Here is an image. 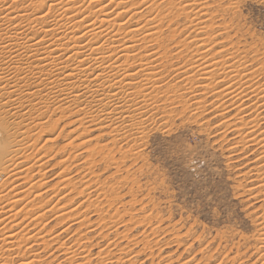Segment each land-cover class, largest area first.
<instances>
[{
	"label": "rangeland",
	"instance_id": "374dc122",
	"mask_svg": "<svg viewBox=\"0 0 264 264\" xmlns=\"http://www.w3.org/2000/svg\"><path fill=\"white\" fill-rule=\"evenodd\" d=\"M19 1L20 2L17 3L19 4L18 7L20 8L22 7L23 9H25V11L23 12L24 14L26 12V14L30 15L31 14L30 12H32L31 10H34L33 9L34 7L32 5L30 6V4H28L27 2L25 4L23 0H19ZM158 1L159 3H157ZM168 1H170V4L174 2L173 5L169 4L168 5L169 7L164 6L165 4L167 5L166 2ZM178 1L177 0L175 1L163 0V3H162L161 0H151V1L145 0V3L148 2L146 3L148 5L147 6L148 8L145 7L144 5H141L142 7L140 9H136V7L134 8L135 6L134 4H132L134 6H130L131 4L129 5V7H131L134 10L133 12L135 13L136 16H139V15L142 16V17L140 16V18L138 17L136 18V16H134L135 19L136 20L139 19L141 23L144 22V20L146 19L150 20L149 18H151V16H152L151 18L152 22H154V18L157 15V17L155 18V22L153 24H149L151 26H148V27L154 28L155 34H157L156 32L158 31L159 33L158 35H155L154 38H152V39H157V40L152 41L151 39L149 40L150 42L148 41L149 43L146 41V42H142L138 44V46L142 47L141 53L146 54V55H148L150 52L155 53V55L152 56V60H151L152 62H154L155 60V62L154 63L151 62L150 63L151 65L149 64V66L147 67L149 70L148 73L154 69L152 71L153 76L151 73H149L151 74L152 77L151 76L148 77V79L150 78L149 79L150 81L147 84V86H145L144 88H140L134 82V86L135 87L137 86L141 92L140 94L137 92L138 93L137 94L135 88L132 89L133 92L130 90L129 91L130 95H132L133 98L132 97L128 98L129 102L127 103V105L133 104V102H130V101H133L137 98L140 99L141 101L147 102L144 100L145 96L143 97L142 95L143 89H146L144 90V93L147 91V93L152 97V100H156V98L159 96H168L174 100H180L181 97H184V99L180 100V103L185 107V109H187L188 107H191L192 111L196 113H202L204 110L206 111L207 109H211V111L208 112V115H211L216 120H220L221 117L217 113H220V110H222V107L224 106L223 107L225 108L223 109L224 112L221 111L222 113L220 114H223L229 117L227 119V123L231 128V129L229 128V130H226V131H230L232 137L237 140V143L244 145L241 155L243 154V152H246L249 147H251L249 151H252V152L249 153L248 156L245 157L244 160H238L237 154H234V153L230 154L229 151H226L224 141L219 139V137L223 135V132L217 133L216 135H209L208 130L206 129V125L209 122L207 119H205L204 125H201L199 122L192 124L191 123L192 117L189 116V120L185 122V124L182 125V127L184 128L185 131L189 132L192 138V148L194 149V152L191 156L187 158L176 157L175 159L169 158L167 160H161L159 156L157 155V146H156V143H154V141L156 140L157 136H159L160 140H163L168 135V132L173 131L172 128H169L167 132L163 128H161L159 132H153L151 136L146 137L145 145L141 146L139 149L137 147V143L135 140L131 142V146L128 148V151H124V149L122 148H116L115 152L120 156V159L117 161V156L113 155V145L117 144L118 137L113 136L112 131H109V129L106 126H102V124L98 122H96L97 126L95 124H86L85 121H84V124L81 125V122L77 121L81 116L78 117V115H74L72 112V107L70 106V110H69L67 109L68 105L66 104H65L66 107L64 106L62 108V111L53 110V113L55 112L60 113V116H59L60 121H65V118H67V123H65L64 125L65 131L61 132L60 135L58 136L61 138H64L65 132L67 133L68 136H75L77 134L80 138H83L85 136L87 137V143L89 147L91 148L90 149L88 147L87 150L84 152L85 158L83 162H79L80 159H83V158L82 157L80 158L78 155H76V152L79 148H82L84 146L78 147L76 145L78 144L76 139H73L71 142L61 145L60 147L61 149L59 148L58 150H56L57 155H62L63 151L66 148L71 149V151H69L68 156L65 157V161H67L66 159H69L67 161L68 168L71 169L73 172H75V175H72L71 178L69 179L70 185L67 184L68 190L72 193H75L73 195L72 201H69V204L73 203L77 198L80 197L81 192L77 190V185L80 184L82 181H85L88 179L87 176H85V173H90L91 175L93 174L92 176L96 181V187L95 185H93V187H95V191H90L88 188H85L83 190L84 202L82 203L81 207H84L85 205H88V206H86L87 208H85L83 216L77 215L75 217V221L79 223L73 222L72 224L73 229H75L76 227L77 231L78 232L83 231L84 235L80 237V240L83 241L81 245H77L78 243L80 244L79 241L73 242V243L69 242L72 245V247H74L73 249L76 250L77 252L76 253L77 257L76 258L74 257L73 259L74 261H72L71 264H79V259L80 258L82 259L84 255L87 254L86 256L88 259V255H90L91 253L95 255L97 251V249H94V248H90V249L87 248L88 247L87 243L89 242L90 239H92L91 237L92 233L87 231L89 226H91L93 229L97 228L96 229L97 232H100L101 229L103 228V231L100 232V235L103 236L105 235V233H107L108 235H111L109 237L110 240L115 241L116 238H119L121 240L125 239L124 237L129 238L128 241H121L120 244L114 243V246L109 245V248L112 249L113 254L111 252L107 254L97 253L96 258L97 259L99 258L98 260L100 261V264H128L127 259L130 256H132V259L129 260L130 264H149L148 260L153 259V254H154L153 248L154 247L158 248L159 245L164 242V240L167 241L169 239V237L167 236L161 239L159 235L160 230L155 227V222L160 221L161 219L172 221L173 223L176 220L191 219L194 224L196 223L200 224L204 230H207L209 232L214 231L216 233L223 234L224 229L229 226L227 222V218L224 217L223 214H221V217H217V219L213 220L212 223H209V220L206 218V214H203V205L207 203L210 199L216 196H219L221 199H223L224 197H227L229 203H231L232 205V209L234 211L238 210L242 218L248 222L247 227L249 230H252L250 233H244V235L250 241L248 251L254 252L256 248L259 247L257 243H255L257 242L256 237H258L260 232L263 231L262 225L264 224H261L259 222L260 217L257 216L256 218H254L252 209L256 208L257 212H259V209H260L259 207H264V200H261L259 195H257L256 197L255 204H252L251 201L246 200L243 196H240L239 199H237V190H236L235 185L237 181L242 180L243 177L237 176L236 179H233L232 177L237 174V166H239V172H242V173L245 172L244 174L250 176L251 177L250 179H252L253 181H256V183H264V181H261L260 179L262 176H264V172L261 171V168L259 166V161L253 160L254 158L253 156H255V153L258 151L261 153L262 156H264L263 154L264 147H261V145H257L256 144L257 141H254L253 143L251 142L253 138H255V140H258V141L262 140L261 137L264 136V128H263L264 120L261 121V117L264 116V112L261 113L260 109L256 108L255 113L254 112L249 113V115H251V121L252 122L254 121L252 125H254V127L257 129L260 135L252 133V130L248 129L249 133H251L250 137L243 136L244 128L247 127L245 125H247V123L250 122L249 120L247 121L249 117L245 116L244 112L245 111L248 112V110L251 111L250 110L251 107L252 108L256 107V104L252 103V101H255L253 99L256 98V96L251 94L248 88H245L244 85H241L242 87H240L238 78L234 80V79H231L230 77L228 78L225 77V80H224V77H223L224 75H221L219 72H215L216 70L212 68L208 70L209 72L210 71L212 72L214 70L212 72L213 74H211L210 72L208 76L207 75L204 76L205 72H203L204 74L201 72H196L197 70L196 67L198 64L197 59H200V58H203L204 59L203 61L212 62L214 64L219 63L218 64L219 70L221 66L228 67L230 65H234L238 71L243 70L242 72L243 74H241V76L244 77V80L246 82L248 81L247 83H250L248 85H250L251 87L253 86L252 89L253 88L256 89L258 86L260 89L262 88L264 89V79H262V77H264V66H262V59L264 62V54H263L264 53V0H208V3L212 4L215 10L214 11L210 10L209 8L201 4L200 9L202 8L204 12H200L199 15L197 14L199 10V6L197 9H195V7H192V9L190 8L189 10H184V8L182 9L180 6H177V5H175L177 7L174 6V4H180V2ZM196 1L198 2L199 0H196ZM136 2H137L136 3L137 5L140 1L137 0ZM183 2L187 3V0ZM23 3L26 6H24ZM151 4L153 6H151ZM170 6L172 8L174 7L173 8L174 10H172ZM155 7L158 8L157 10H159V8L161 9V11L159 10V12H157L156 15H154L157 11ZM166 7H168V9L169 8L171 9L170 13L167 11L168 9ZM152 10H155V12ZM176 10H179V13H177ZM107 11H108L107 14H109L110 16H113L115 14L113 11H110V8ZM173 12H175V14L177 13V16L176 15L174 16ZM193 12L194 14H196L193 17H196V19H199L197 20V22H195V24L199 22L198 24H200V27H204V29L202 30L203 31L206 30V32H209V35H211L212 37L209 35L207 36L199 29L198 31L195 32L194 38H192L191 40L188 39V37L191 38V35H192L191 34L189 36L190 34L189 32H192L194 30V29L192 30L191 28L189 29V26L190 27L193 26L190 24L189 21L192 20L193 24H194L193 21H196V20H193V17H191L193 15ZM159 16H161V18ZM185 16H187V18ZM172 17L173 19H171ZM124 19H127V18H124ZM124 19H122L121 21H123ZM135 19L134 21L133 20L131 22L129 21V23L136 24ZM158 19L160 20L163 19V20L160 21ZM169 20L170 22H168ZM165 21L167 23H165ZM156 28L158 29V31H156ZM173 30H177V31H173ZM160 33H161V36L159 35ZM172 35H175V36H172ZM181 38L183 39L180 41ZM187 39H188V42H185L187 41ZM193 40L195 42H198V40L204 41L203 45L205 49L200 45V43H198L197 45L190 43V41H193ZM184 42L189 43L190 46L188 44H185ZM183 44H185V47L182 46ZM142 45H145V46H142ZM157 45H159V47H157ZM199 45L201 48L199 47ZM147 49L149 50L151 49L152 51L147 52ZM174 50L176 51V53L174 52ZM204 51L205 53L207 52L206 53L207 55L205 57H200L201 52L202 54L205 55ZM157 52L161 54L157 55ZM178 52L179 54L180 53L181 54L177 55ZM225 52H227V55H225ZM163 53H165V55ZM176 56L177 57L179 56V58H177ZM192 57L194 58L191 59ZM191 60L197 61V63ZM231 60H235V62L231 63ZM237 60H238V66L240 64H241L240 66L244 65L242 66V68L236 65ZM188 61H189V64H188ZM221 61L224 63H222ZM241 61H244V63H241ZM185 64H188L191 66H188ZM245 64L248 65V68L245 67ZM135 65H137V62L135 63ZM249 68H254L256 70L253 69L252 71H249L250 70ZM185 71H187L188 73ZM217 73L218 75L220 74L222 77L217 78ZM252 73L254 75H252ZM157 75H158V78H157ZM184 75L186 76V78ZM248 76H250L251 79H249ZM223 81L227 83L232 81L227 84L228 86L224 82L225 88H228L229 85H231V87L229 88L232 89L233 91L230 97H227L222 93L219 94V91H222L223 89H225ZM221 83H223L222 84L223 88H219V87H222L220 86ZM162 88L164 89L163 92L161 91ZM203 88H205V90ZM239 88H243L244 91H247L248 97H252V100L242 97L245 103L248 104L249 109H245L244 104L239 103L240 101L236 99L237 96L235 95L238 92L244 95V91L242 92L241 89ZM234 91L236 92L234 93ZM213 94H214V97H213ZM219 96H222L223 98ZM193 101H195V103H193ZM33 103L34 105L36 104V102H33ZM258 103H260L261 105H264V103L262 102H258ZM197 104L199 105L197 106ZM221 104L223 106H221ZM224 104L227 105V107H225ZM229 108H231V112H229ZM237 108H240L241 110H238ZM44 111H45V108L42 109L43 114H44ZM66 114H67V117H66ZM35 120L36 122H38L39 121L38 117H35ZM241 121L242 122L244 121V122L242 123ZM53 122L54 121L49 122L51 124L50 125L47 124L48 127L46 126L45 123H44L45 125L42 124L43 133H42V129L39 131V133L44 135V133H46L49 129L52 128V127L50 128V126H53V125L55 126L56 122L54 124ZM44 128L46 129L45 132H44ZM201 128L205 129L203 133H201L200 131ZM221 128L223 129V125H221ZM237 129H238V132H237ZM72 131L74 133H72ZM42 135L39 134L37 137L42 136ZM42 138H45V137H41L40 140H42ZM245 141H247V143H245ZM38 143H39V140L37 144ZM228 144L229 145L231 144V140L228 141ZM73 145H76V146H73ZM71 146L76 147V148H72ZM125 147H128V146H125ZM45 155L46 156L41 158L40 160L41 162H39V163L43 162L42 170L39 173L31 172L30 176H32L36 180H41V178L43 177L44 179L41 182H43L45 180V177H47L48 183L52 185L51 189L49 190L53 191V193L55 192L57 193L63 190L62 186L64 184L62 183L63 184L62 185L60 183L61 180H60L59 175L61 176V172L64 173L66 169L63 168L61 169L60 173H57L56 181L58 183L57 182L54 183L51 176L55 174V168L58 165H54L51 169H48L46 165L51 163V161L47 159V154ZM65 155H67V153ZM131 156H135L138 160H140V163H137V160L134 159L133 167L135 168V171H133L132 168L127 169L126 170L127 174L124 176V178L117 180L115 183H111L113 179V177L111 176L104 180H101L100 174H98L95 171V169L98 168L101 163L105 164L106 167H110L113 163H118V165H123L126 162V160L130 158ZM85 165L88 167V169ZM245 169H247V171H245ZM51 171L53 172L49 173ZM120 171L121 169L118 166L117 172H120ZM77 176H79V179H77ZM73 181L75 183H73ZM87 181H88L87 183H90L92 180H87ZM92 183L93 181L89 185H92ZM219 186H223L222 191H217ZM10 187H11V184H8L7 188L9 189ZM18 188L13 190V192L10 193V196L13 195V193L21 192L22 190V189L20 190L21 187L19 186ZM65 191H67V189H65ZM256 191L259 192L258 189H256ZM85 193L88 195V197ZM55 195L56 194H53L52 198H54ZM205 197H207V199H205ZM52 198H49V200L51 201ZM85 199L89 200L90 202L89 201L87 202V200ZM44 202H47V201H44ZM93 202L95 203L92 205ZM48 203L50 202L48 201ZM61 203H63V201ZM138 204H143V207H141L139 211H134V209H136ZM146 209L150 211L151 213L150 215L145 214ZM61 211L64 212L65 209ZM213 211L216 212L218 211V209H213ZM57 213L59 212H56V215H58ZM109 214H110V217H109L110 219H108ZM47 216H48V213H46L45 217ZM114 216L115 218H112ZM45 217L44 219H42V221H40V223H38V225L36 224V227L30 224L29 227H27L25 231L28 230L29 233H32L34 232V230L45 227L46 224L51 222V215L47 217L48 219H46ZM63 218L59 219L61 224H63V221H64ZM69 218H72V216H70ZM221 219L223 220V222L218 223L217 221ZM28 220H30V218L24 219L25 222H29ZM56 222L57 221H53L54 226H56L55 225ZM43 223H44V226H42ZM69 223H72V222L69 221ZM65 226H62V227H65ZM78 226H81V227H78ZM231 226L237 232L242 231V229L235 227V221H233ZM113 229H115V231H113ZM134 229H137L136 233H133V235H136V236L132 237L131 233L133 232ZM61 230L62 229H57V231H61ZM38 231H42V230H38ZM49 231L51 232V230ZM14 232L16 231H13V233ZM43 235H44V232H43ZM161 235H163V233H161ZM47 238H50V237H47ZM97 239H99V237H97ZM153 239H155L157 242L155 245H153L152 243ZM22 240H23V243L22 242L21 243L24 244L25 243L24 239L22 238ZM58 240H59V237H58ZM73 240L75 241L76 238L74 237ZM20 241L21 240L17 241L18 244H16L17 242H15V245H17V247H19L18 245L21 244L19 243ZM137 242H140L141 244H143V247L141 245L140 251L137 252L139 250L138 248H132V251L128 252L127 248L131 247L130 244L135 245ZM170 243L171 241H169V244ZM33 244L37 245L35 251H40L43 248V243L39 242L38 240L36 242L34 241ZM48 244L49 243H46V245ZM59 244H62V246L64 247L63 241H61ZM59 244L58 245L53 244L52 248L49 249V252L52 253V256L48 257V259L51 260L50 264H55V263L56 264H68L66 263V260H64V255L61 254L60 251L55 250L56 249L55 247L59 248ZM25 247H27V245ZM167 247L168 245L165 244V247L162 250L163 253H159V256H165L164 259L170 258L174 254L172 251H176L175 246H173L172 248H167ZM177 247H179V245H177ZM199 247L200 245L197 244L194 246V249H198ZM16 249L18 250L16 251ZM118 249L120 251H118ZM20 250L19 248H15L16 252ZM179 251L182 252L183 249L181 248ZM106 252H107V249H106ZM145 252H146L145 256L140 257ZM6 254L9 255L10 257L9 256H5L6 258L0 257V264H8V263L14 264L15 260L19 258V256H13V257L11 256L12 254H15V253H10L11 255L8 253ZM26 254L29 256H33L32 251H29V253L28 252L25 253V255ZM192 254H194V252L190 254H185V258H187V256L192 255ZM41 255L43 256L46 254L42 252ZM159 256H157V259H159ZM11 259L13 262L11 261ZM139 259H145V260L140 261ZM7 260L8 262L6 263ZM87 261L89 264H92V261L90 259H88ZM35 264H44V261L38 259L35 261ZM159 264H163V259L159 261Z\"/></svg>",
	"mask_w": 264,
	"mask_h": 264
},
{
	"label": "bare ground",
	"instance_id": "6f19581e",
	"mask_svg": "<svg viewBox=\"0 0 264 264\" xmlns=\"http://www.w3.org/2000/svg\"><path fill=\"white\" fill-rule=\"evenodd\" d=\"M23 1L25 2V4L27 2L28 4H30V6L32 5L34 7V8L32 7L34 10H31L32 12H30L31 13L30 15L26 14V12L24 14L23 12L25 11V9H23L22 7L21 8L18 7L19 4H17V3L20 2L19 0H0V237L9 236L10 242L12 241V244H15V242H17V238H16V236H13L12 233H13V231H16L19 235V240H21L19 243H21V242L23 243L22 238L24 239L25 243H26V239L28 237L32 238V240L28 241L27 244H25V246H26V245L31 244V243L33 244L34 241L36 242L38 240V237H42L46 243H49V244L51 243L50 238H47L48 235H43L44 227H42V228L40 227L41 229H37V230L33 229L34 230V232H32L33 234L29 233L28 230L25 231L26 228L29 227L30 224H32L36 227V224L38 225V223H40V221H42V219H44L46 213H48V211H44L42 213L41 211H43V210H41L40 204H38L35 200L32 199V193L33 192L35 193V191L39 190L36 188L44 186V181L41 182L44 178L42 177L41 180H36L32 176H30V174H31V172L39 173L42 170L43 162L42 163H39V162H41L40 160L42 157L46 156L45 155L46 153H44L43 147L37 148L38 140L40 141L41 137H45V138H42V140H48V139H50V135H52L50 133L51 129H49L46 133H44V135L39 133V131L43 127L42 124L43 125H45V124L40 123L39 121L36 122L37 119L35 120V118L32 119L31 109L32 108L38 109V113H37L36 117H38V119H39V116L43 115L42 109L47 108L50 100H55L60 105V107L53 109L54 111H57V110L62 111V108L66 104L69 106V108L67 106V109L70 110V106H71L73 114L78 115V117H79L81 115L77 111L76 105H77L78 101L81 99V97H84L85 104H84V107L82 109L83 115L77 121H80L81 125L84 124V121L86 124H95L96 125L97 124L96 122H98V120L103 121L104 117L98 116L96 112H93L91 110V108H89L87 106V103L90 101L93 104V106H95L97 108H99V107H105L106 108V107H108V104H111L113 106V108H115V100L113 99V97L111 96V94L109 92V89H111V88H116L117 93L120 95L121 103H123L125 105V107L127 108V103L129 102L128 98L132 97V95H130L129 91L130 90L132 91V89L135 88L136 93L138 92L140 94V92H141L137 86L136 87L134 86V82L140 88H144L145 86H147V84L150 81L149 80L150 78L148 79V77H150L151 74L153 76L152 71L154 69L151 72H149V73H151V74H149L148 73L149 70L147 67L152 62L151 61L152 56L155 55V53L150 52L149 49H147V52L149 51L150 52L149 54H151V55H149V54L146 55V54L141 53L142 47L138 46V44H140L142 42H146V41L148 42L149 40L154 38L155 35H158V33H159V31L157 29L158 26L156 28V31H158V32H156L157 34H155V32H154V30H155L154 28H149L148 26H151L149 24H153L155 22V18L157 17L156 14H157V12H159V10L161 11V9L159 8V10H157L158 8L155 7V9L157 10L156 13L154 14L152 12L154 15H156L154 18V22H152V19H151L152 16H151V18H149L151 21L146 19V20H144V22H142L143 27L140 28L139 33H133V32H129V31H125L124 29L126 28V25H122L120 23L122 19L127 18V16L130 15V13H127V11L123 8V6L121 4V0H113V4L115 5V9H118V11H120L123 14L122 16L116 15L114 13H113L114 14L113 16H110L109 14H107V12H108L107 10L109 8H112V6H113L112 4H109V6L107 8L103 7L102 6L103 3L104 2L106 3L107 0H95L96 5H98V7H96V8H94L92 6V3H90V0H61V3L64 5V7L61 8L59 5H57V12L59 13V15L54 17V22H51V21L49 22L52 24V29L49 31V30H45L43 25H42V22H40V14H41L40 9L43 6L45 0H23ZM33 1H35V2H33ZM136 1L137 0H124V2L128 4V6L130 4H131L130 6H134V5L136 6V3H137ZM147 1H151V0H147ZM173 1H175V0H173ZM183 1H185V0H183ZM178 2H180V0ZM146 3H148V2H146ZM157 3H159V1ZM166 3H167V5L164 3L165 4L164 6H168L170 4V1H168ZM173 3L174 2H172L170 5H173ZM132 4H134V5H132ZM23 5H24V3H23ZM175 5L180 6V4H174V6ZM20 6H22V5H20ZM24 6H26V5H24ZM135 6H134V8H135ZM151 6H153V5L151 4ZM177 6H175V7H177ZM160 7H162V6H160ZM168 7H166V8L168 9ZM166 8H165V10H166ZM173 8H172V10H174ZM162 10H163V8H162ZM165 10H164V12H165ZM170 10L171 9L169 8L167 11L170 13ZM152 11L155 12V10H152ZM176 11H177V13H179V10H176ZM180 11H181V9H180ZM191 11H193V10H191ZM200 12H204L202 8L201 9L199 8L197 14L199 15ZM173 13H174V16L175 15L177 16V13L176 14H175V12H173ZM181 13H183V12H181ZM190 13H192V12H190ZM150 15H151V13H150ZM195 15L196 14H194V12H193V15L191 17H193ZM134 16H136V15H134ZM134 16L132 18L133 21L135 19ZM140 16L141 15L136 16V18L137 17L140 18ZM147 16H149V15H147ZM159 17L161 18V16H159ZM185 17L187 18V16H185ZM171 19H173V17ZM158 20H160V19H158ZM162 20H160V21H162ZM193 20H196V21H193L195 24V22H197V20H199V19H193ZM200 20H202V19H200ZM168 22H170V20ZM189 22L191 25H193L192 26L193 28L189 26V29L190 28L192 30L194 29L193 31L191 30L192 32H189L190 33L189 36L192 34L191 38L188 37L189 40L194 38L195 32L198 31L199 29L204 34H206L207 36L209 35V32H206V30L205 31L202 30V29H204V27H200V24L196 23L194 25L192 23V20ZM136 26H137L136 24H130L128 27H136ZM206 27H208V26H206ZM173 31H177V30H173ZM188 31H190V30H188ZM41 33H43V35H41ZM84 33H87V39L84 41H81V40H83V34ZM159 35L161 36V33ZM176 35H178V34H176ZM172 36H175V35H172ZM209 36H211V35H209ZM36 38L37 39L39 38L42 41H46L47 42L46 45H40L37 43H33V41ZM182 39L183 38H181L180 41ZM188 39L185 42H188ZM153 40H157V39H152V41ZM209 40H210V38H209ZM193 41H190V43L196 44V45L198 43H200V45L204 48V45H203L204 41H201V40L200 41L198 40V42H195V41L193 42ZM81 43H83V45H81ZM97 44H99L100 47H98ZM178 44H179V42H178ZM185 44H188L190 46L189 43H185ZM185 44H183L182 46L185 47ZM200 45H199V47H200ZM142 46H145V45H142ZM209 46H211V45H209ZM180 49H182V48H180ZM153 50H155V49H153ZM205 51H207V50H205ZM205 51H204V53H205ZM174 52L176 53L175 50H174ZM165 53H163V54L165 55ZM206 53L204 55L201 52L202 55L200 54V57H205L207 55ZM158 54L159 53L157 52V55ZM180 54L178 52L177 55H180ZM80 57H82L83 60L86 62L84 67H77V65L81 64V60L79 59ZM97 57H98V59H97ZM194 57H192L191 59H193ZM224 57H225V55H224ZM177 58H179V56ZM203 60H204L203 58L197 59L198 64L196 67L197 68L196 72H201V73L205 72L204 76H206V75L208 76L209 73L211 72V71L209 72L208 69L212 68V69L216 70L215 72H219L221 75H224L223 76L224 80H225V77H227V78L230 77L231 79H234V80L236 78H238V81L240 83L239 86L242 87L241 85H244L245 80H244V77L241 76V74H243L242 73L243 70L238 71L234 65H230L228 67H222L221 66V68L219 70L218 69L219 63L214 64L212 62L203 61ZM238 60H237V64L235 63L237 66H238ZM191 61H194V60H191ZM197 61H194V62L197 63ZM136 62H137V65H135ZM154 62H155V60H154ZM154 62H152V63H154ZM186 62H184V63H186ZM262 62H263V59H262ZM222 63H224V62H222ZM105 64H107V66H105ZM188 64H189V61H188ZM188 64H185V65H188ZM89 65H91L92 67H89ZM240 65L238 67L242 68V66H244V65H242V66H240ZM163 66H164V64H163ZM188 66H191V65H188ZM68 68L71 69L72 73L74 74V77L71 80H68V82H65V80L60 79V76H61V74H64L65 77H67L66 69H68ZM96 68H99L100 75L103 77V79L101 80L100 83H97L95 80L89 79V75L92 72L96 71ZM206 70H208V71H206ZM254 70H256V69H254ZM141 72H143V75L140 74ZM185 72H187V71H185ZM212 72H211V74H213ZM191 73H189V74H191ZM158 75H157V78H158ZM219 75L217 73V78L222 77L221 75L220 76ZM252 75H254V74L252 73ZM185 78H186V76H185ZM213 78H215V77H213ZM224 82L225 81H223V83ZM230 82H232V81H230ZM230 82H228V83H230ZM223 83H221L220 86H222ZM225 83H226V85L228 84L227 82H225ZM225 83H224V88H225ZM247 84H250V83H247ZM106 85H107V87H106ZM117 85H119V87H117ZM33 88H35V91H33ZM219 88H223V86L219 87ZM258 88H259V86L256 89L253 88L254 92L250 91V93L253 94L254 96H256V98L253 99L256 101V103H258V102L264 103V92H262L261 89L260 88L258 89ZM13 89H15V93H13ZM203 89L205 90V88H203ZM239 89H241V88H239ZM42 90L47 92L48 96L41 95ZM144 90H146V89H143L142 95L144 93ZM147 90H149V89H147ZM26 91H27L29 96L33 97L32 99H28V96H25ZM201 91H203V90H201ZM232 91L233 90L228 87V88L223 89L222 91H219V94L222 93L225 96L230 97V95L232 94ZM97 92H99V95L97 94ZM235 92L236 91H234V93ZM244 92H247V91H244ZM60 94H63V96L65 97L67 102H65L64 99L59 98ZM101 96H103L105 98V100H107L108 104H105L104 100H101ZM136 96H135V98H136ZM235 96L244 98V95L241 94L240 92H238ZM5 97L8 98V101H9L8 105H5V103H4ZM17 97L23 98L24 102L28 104L29 110L27 111V116L29 117V119L32 120L31 123H29L28 120H26L25 117L23 115H21L20 109H21L22 105L20 103V100L17 99ZM143 97H144V95H143ZM213 97H214V94H213ZM219 97H222V96H219ZM36 100H39L41 103H43L45 107L41 108L40 104H38V103H36L34 105L33 102H35ZM190 100H192V99H190ZM133 101H130V102H133ZM198 105L199 104H197V106ZM235 105H237V104H235ZM221 106H223V105L221 104ZM223 107H222V110H220V113H222L221 111H223V109H225ZM237 109L241 110L240 108H237ZM237 109H236V111H237ZM22 111H24V110L22 109ZM242 114H243V112H242ZM117 115H120L119 110H117ZM235 120H236V118H235ZM240 120H241V118H240ZM247 121H248V119H247ZM261 121H263V120H261ZM54 123L55 122H53V124ZM109 123H111V121H109ZM250 123L253 124L254 121L253 122L250 121ZM48 124L50 125L51 123H48ZM247 125H248V123H247ZM247 125H245V126H247ZM55 126H56V124H55ZM55 126L54 125L50 126V128L55 127ZM256 126H258V125H256ZM45 131H46V129L44 128V132ZM92 132H94V131H92ZM237 132H238V129H237ZM42 133H43V129H42ZM72 133H74V132L72 131ZM39 134L42 136L37 137ZM57 135H60V133H58ZM253 139L251 141L252 143L254 141H257V143H256L257 145H264V139L259 140V141L255 140V138H253ZM78 144H76L78 147L84 146L83 144H79V145ZM76 145H73V146H76ZM10 146H11V148H10ZM72 148H76V147H72ZM98 149H99V147H98ZM49 150H51V149H49ZM73 155H75V154H73ZM69 158H71V157H69ZM66 160L68 161L69 159H66ZM67 161H65V162L67 163ZM61 169H63V168H61ZM82 169H83V167H82ZM87 169H88V167H87ZM62 175H63V172H61V176ZM61 176L59 175V177H61ZM60 183L61 184L63 183L64 185H65V183H66V185L67 184L70 185L69 179H64ZM73 183H75V182L73 181ZM90 183H88V184H90ZM8 184H11V187H10L11 189L7 188ZM19 186L21 187L20 190L22 189L21 192L13 193V195L10 196V193L13 192V190L17 189ZM53 186H54V184H53ZM53 194H56V192ZM87 197H88V195H87ZM85 200H87V199H85ZM88 201L89 200H87V202ZM49 202H50V200H49ZM42 203L47 204L48 201L47 202L42 201ZM94 203L95 202H93L92 205ZM86 206H88V205H86ZM95 206H96V204H95ZM88 208H90V207H88ZM61 210H64V209H60V211ZM51 211L56 212V209L53 208V209H51ZM65 211H67V210L65 209ZM61 212H63V211H61ZM57 214H58L57 217L59 219L63 218V216H60V212ZM126 214H124V215H126ZM72 215L73 214L71 212L67 213L68 217H70ZM109 217H110V214L108 216V219H110ZM29 218H30V220H28L29 222L24 221V219H29ZM112 218H115V216ZM105 219H107V218H105ZM112 221H113V219H112ZM33 222H34V224H33ZM42 226H44V223ZM78 227H81V226H78ZM262 229H263V231H261V232H264V225H262ZM38 230H42V231H38ZM101 230H103V228ZM44 231H46V230H44ZM261 232L258 235V237H256L257 242H255V243H257L258 246L260 245V243L262 241H264V236H261ZM56 239L58 240V237ZM3 244H4V241L2 238H0V245H3ZM16 244H18V242ZM77 245H81V244L78 243ZM6 247H7V251H5L4 247L0 246V257L1 258L5 257V256H9L6 253L10 254L13 251V247L11 244L6 245ZM46 247H47V245H46ZM83 247H85V246H83ZM16 248H19V247H16ZM55 248L57 249V247H55ZM72 248H74V247H72ZM58 249L61 252V254L64 255V260H66V263H68V264L69 263L71 264V262L74 261L73 260L74 257L75 258L77 257L76 251H73L71 248L63 247L62 244H59ZM17 250L18 249H16V251ZM81 250H82V248H81ZM85 252H86V250H85ZM17 253H19V251ZM88 253H89V251H88ZM65 254L67 255V259H65ZM13 255H15V254H12L11 256L13 257ZM30 255H32V254H30ZM86 255H84V257L82 259H85L87 261L88 259H87ZM33 258H34V255L33 256H29V255L26 256V259H33ZM12 259H11V261H12ZM8 260L6 261V263L8 262ZM11 261H10V263H11ZM3 263H5V262H3ZM127 263L130 264L129 260ZM87 264H89L88 261H87Z\"/></svg>",
	"mask_w": 264,
	"mask_h": 264
},
{
	"label": "snow or ice",
	"instance_id": "6c2138e0",
	"mask_svg": "<svg viewBox=\"0 0 264 264\" xmlns=\"http://www.w3.org/2000/svg\"><path fill=\"white\" fill-rule=\"evenodd\" d=\"M161 2L163 3V0H161ZM90 3H92V6L94 8L98 7V5H96L95 3V0H90ZM109 4L113 5L112 8H110V11H113L116 15H123L120 11H117V9H115L113 0H107V2H104L102 6L107 8ZM121 4L127 11V13H130V15L127 16V19H124L120 22L122 25H126V28L124 30L133 33H139L140 28L143 27V23H141V21L137 19L135 21L137 25L136 27H128L131 24L129 23V21L132 20L135 13L133 12V9L124 2V0H121ZM201 4H203L210 10H215L214 6L208 3V0H199V3H197L196 0H187V3L183 2V0H180V7L184 8L185 10H189L190 8L192 9V7H195V9H197L198 6L200 8ZM57 5H59L61 8L64 7V5L61 3V0H45L43 6L40 9V22H42L45 30L50 31L52 29V24L49 22H54V17L59 15V13L57 12ZM141 5H144L145 7L148 6L145 3V0H140V3L135 6L136 9H140ZM193 19H196V17H193ZM165 23L167 22L165 21ZM41 35H43V33H41ZM86 39L87 33H84L83 40L81 41H84ZM33 43L46 45L47 42L36 38ZM81 45H83V43H81ZM97 46L100 47L99 44H97ZM157 47H159V45H157ZM225 55H227V52H225ZM79 59L81 60V64L77 65V67H84L86 62L82 57H80ZM231 62L234 63L235 60H231ZM241 63H244V61H241ZM105 66H107V64H105ZM262 66H264V62H262ZM89 67L92 66L89 65ZM245 67L248 68V65L245 64ZM249 69L250 71H252L254 68ZM66 73L67 77H65L64 74H61L60 79L68 82V80H71L74 77V74L72 73L70 68L66 69ZM140 74L143 75V72H141ZM89 79L95 80L97 83L101 82L103 77L100 75L99 68H96V71L92 72L89 75ZM249 79H251L250 76ZM262 79H264V77H262ZM117 87H119V85H117ZM229 87H231V85H229ZM244 87L248 88L249 91L254 92V90L250 85L247 84L246 81L244 82ZM33 91H35V88H33ZM161 91L163 92L164 89L162 88ZM241 91L243 92L244 89L241 88ZM261 91L264 92V89H261ZM109 92L115 100V108H113L111 104H108L107 100H105L103 96H101V100H104V103L108 104V107L97 108L93 106L90 101L87 103V106L91 108L93 112H96L98 116H103V121L98 120V123H101L102 126H106L109 131H112L113 136L118 137L117 144L113 145V155L117 156V161L120 159V156L115 152L116 148H122L124 149V151H128V148L131 146V142L135 140L139 149L141 146L145 145L146 137L151 136L153 132H159L161 128H163L166 132L169 128L173 129L172 132H168V135L163 140H160L159 136H157L156 140L154 141L157 146V155L161 160H167L169 158L175 159L176 157L187 158L191 156L194 152V149L192 148V138L189 132L185 131L182 127V125H184L185 122L189 120V116L192 117V124L199 122L201 125H204L205 119H207L209 122L206 125V129L208 130L209 135H216L217 133L223 132V135H221L219 139L224 141L226 151H229L230 154H237L238 160H244L245 157H247L248 154L252 152L249 151V149L251 148L249 147L247 151L243 152V154L241 155L244 145L237 143V140L232 137L230 131H226L230 128L227 123V119L229 117L217 113L221 118L220 120H216L211 115H208V112H210L211 109H207L202 113L193 112L191 107L185 109V107L180 103V100L184 99V97H181L180 100H174L168 96H159L156 98V100H152V97L147 92H145L143 93V95L145 96V101L147 102L141 101L140 99H135L133 101V104L127 105L126 108L125 105L121 103L120 95L117 93L116 88L109 89ZM13 93H15V89H13ZM97 94L99 95V92H97ZM41 95L48 96V93L42 90ZM25 96H28V99L33 98L32 96L28 95L27 91L25 92ZM244 97L252 100V97H248L247 92H244ZM59 98L64 99L65 102H67L63 94H60ZM17 99L20 100V103L22 105L20 109L21 115H23L25 119L28 120L29 123H31L32 120L27 116V111L29 110L28 104L24 102L23 98L17 97ZM236 99L240 101V103L244 104L245 109H249L248 104L245 103L244 99H242L241 97H237ZM35 102L40 104L41 108H44V104L39 100H36ZM4 103L5 105L9 104L7 97H5ZM193 103H195V101H193ZM252 103L256 104V107L251 108V111L244 112V115L249 117V121H251V115H249V113L255 112L256 108H259L261 113L264 112V105L256 103V101H252ZM84 104L85 99L84 97H81L76 105V109L81 116L83 115L82 109L84 107ZM59 107L60 105L55 100H50L47 108H45L44 114L39 116L40 123H45L47 125L49 122L54 121L56 122V126L52 127L50 130V133L52 134L50 135V139L40 140L37 144V148L43 147L44 153L47 154V159L51 161V163H49L47 167L51 169L54 165H58L55 168V174L51 176L54 183L56 182L57 173L61 172V168L66 169L63 175L60 177L61 181L64 179H70L72 175H75V172L69 169L67 163L65 162V157L68 156L71 149L66 148L63 151L62 155H57L56 150L60 148L61 145L71 142L73 139H76L77 143L84 145V147L79 148L76 152V155H78L80 158H83L80 159V162H83L84 152L89 147V145L87 144V137L80 138L78 134L76 136H68L66 132L64 138H61L57 135L58 133L65 131L64 125L65 123H67V118H65V121L59 120V112L53 113V109ZM225 107H227V105H225ZM22 109L24 111H22ZM117 110H119L120 115H117ZM31 112L32 119H34L38 113V109L32 108ZM229 112H231V108H229ZM261 120H264V116L261 117ZM109 121H111V123H109ZM221 125H223V129L221 128ZM248 129H251L252 133L260 135L257 129L252 125V123L249 122L247 127L244 128V136L250 137L251 133H249ZM204 130V128H201V133H203ZM261 138L264 139V136H262ZM229 140H231L230 145L228 144ZM245 143H247V141H245ZM261 147H264V145H261ZM49 148H51V151H49ZM66 153L67 155H65ZM253 157V160L259 161L261 171L264 172V156H262L258 151ZM134 159L137 160V163H140V160H138L135 156H131L123 165L113 163L110 167H106L105 164L101 163L100 166L95 169V171L100 174L101 180H104L111 176L113 177L111 183H115L117 180L124 178V176L127 174V169L132 168V170L135 171V168L133 167ZM118 166L121 169L120 172H117ZM245 171H247V169H245ZM52 172L53 171L49 173ZM85 176H87L88 180H92L93 183L92 185H89L87 183V180H85L78 184L77 190L81 192V195L71 204H69V201H72L73 195L75 193L70 192L67 185H63V190L56 193L54 198H52L53 191L49 190L51 189L52 185L48 183L47 177H45L44 186L36 188L39 190L35 191V193H32V199L40 204L41 210H43L41 211L42 213L44 211H48V216L51 215V222L46 224L43 229L44 235H48V237H50L51 243L46 247V242L43 240V238L38 237V241L43 243V248L40 251H35L37 245L28 244L27 247H25V244H27L28 241L32 240L31 237H28L26 239V243L18 245L19 249L22 250L17 253L15 251L17 245L12 244V241L10 242L9 236L0 237L4 241V244L0 246L4 247L5 251H7L6 245L11 244L13 247V251L11 253H15V255L13 256H19V258L15 260L14 264H35V261L38 259L43 260L44 264H50V260L48 259V257L52 256V253L49 252V249L52 248L53 244L58 245L61 241H63L64 247L71 248L73 251H76L72 248V245L69 242L79 241L80 244L83 243V241L80 240V237L84 235V232H78L76 227L75 229H73L72 224L73 222H76L75 217L77 215L83 216L86 208V205L84 207H81L84 201L83 190L85 188H88L90 191H95V179L90 173H85ZM237 176L243 177V179L238 180L235 185L237 190V199H239L240 196H243L246 200L251 201L253 204H255L256 197L257 195H259L261 200H264V183H256V181L250 179V176L239 172V166H237V174L232 178L236 179ZM77 179H79L78 176ZM260 179L261 181H264V176H262ZM93 185H95V187H93ZM65 189H67V191H65ZM256 189H258L259 192H257ZM222 190L223 186H219L217 189V191ZM49 198H52L50 203H42V201H49ZM205 199H207V197H205ZM62 201L63 203H61ZM141 207H143V204H138L134 211H139ZM53 208L56 209V212H60V216L64 217L63 224H61L59 218L56 215V212L51 211V209ZM60 209H66L67 211L61 212ZM213 209H218V211L214 212ZM68 212H71L73 214L72 218H69L67 216ZM252 213L254 214V218H256L257 216L260 217L259 222L261 224H264V207H260L259 212H257L256 208H253ZM145 214L150 215L151 213L146 209ZM203 214H206V218L209 220V223H212L213 220L217 219V217H221V214H223V216L227 218L229 226L226 227L223 231V234H221L214 231L209 232L207 230H204L200 224H194L191 219L176 220L174 223L172 221H167L164 219L156 221L155 227L160 230L159 235L161 239H163L165 236L169 237V239L167 241L164 240V242L161 243L158 248H153V259L148 260L149 264H159V261L161 259H163V264H245V262L246 264H264V241L260 243L259 247L254 252L248 251L250 241L244 235V233H250L252 230L248 229V222L242 218L239 211H234L232 209V205L231 203H229L227 197L221 199L219 196H216L210 199L203 205ZM47 217L45 218L48 219ZM53 221H57L55 223L56 226H54ZM69 221H71L72 223H69ZM233 221H235L236 228L242 229L241 232L235 231L231 226ZM217 222L220 223L223 222V220L221 219ZM45 229L47 231H44ZM57 229L62 230L57 231ZM96 229H93L91 226H89L87 229L88 232L92 233V239H90L87 243V248L97 249L95 255H93L92 253L88 255V259L92 261V264H100V261L96 258L97 253H112V249L109 248V245H114V243L120 244L121 241H128L129 239L128 237H125V239L122 240L119 238H116L115 241L110 240L109 237L111 235L105 233V235L102 236L100 235V232L103 230L97 232ZM49 230H51V232ZM136 230L137 229H134L131 233L132 237L136 236L133 235V233H136ZM113 231H115V229H113ZM161 233H163V235H161ZM12 235L16 236L17 241L19 240V235L17 232L12 233ZM261 236H264V232H261ZM57 237H59V240L56 239ZM74 237L76 238L75 241L73 240ZM97 237H99V239H97ZM169 241H171L170 244ZM152 243L153 245H155L157 242L155 239H153ZM165 244L168 245L167 248H172L173 246H175L176 248V251H172L174 254L168 259H164L165 256H159V253H163L162 250L164 249ZM197 244H199L200 247L198 249H194V246ZM130 245L131 247L127 248L128 252H131L132 248H138L139 250L137 252H139L141 245L143 247V244H141L140 242H137L135 245ZM177 245H179V247H177ZM181 248L183 249L182 252L179 251ZM29 251L33 252V259L24 258L25 253ZM56 251H59V249L57 248ZM42 252L46 255L42 256ZM193 252L194 254L189 255L187 256V258H185V254H190ZM145 254L146 252L140 257L145 256ZM157 256H159V259H157ZM65 259H67L66 254ZM131 259L132 256L128 257L127 260ZM139 260L144 261L145 259ZM79 264H87V261L80 258Z\"/></svg>",
	"mask_w": 264,
	"mask_h": 264
}]
</instances>
